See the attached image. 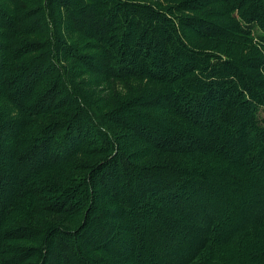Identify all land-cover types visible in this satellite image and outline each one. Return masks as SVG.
Listing matches in <instances>:
<instances>
[{
    "label": "rangeland",
    "instance_id": "1",
    "mask_svg": "<svg viewBox=\"0 0 264 264\" xmlns=\"http://www.w3.org/2000/svg\"><path fill=\"white\" fill-rule=\"evenodd\" d=\"M59 1H61L60 5L55 3L62 21L56 29L57 49L61 54L62 64L70 72L72 85L64 88L65 91L59 83H56L57 81H54L53 87L49 86V82L43 83L36 90L33 89L31 94L29 93L31 98L25 112L18 113L17 116L12 113L8 116L1 115L0 123H3L5 128L0 129V134L2 133L1 135L6 139L3 143L11 147L20 139L27 146L33 144L32 147H35L34 143L40 128L43 127L46 132L51 133L52 126L59 124L56 134L60 135L62 129L64 131L66 125H69L74 118L84 120L78 108L80 107L78 100L71 97L77 92V97L80 95L85 102L98 111L106 126L103 128H107L111 134L109 139L116 143L110 156L114 155L113 158L116 160L123 159L135 166L134 174H138L137 177L141 176L151 181L165 180L171 177V173L168 172L166 176H162L160 169L167 167L174 170L184 166H194L209 170L214 177V183L212 182L211 186L218 188L217 195L223 198L224 193L227 192L219 188L223 185L222 179L231 174L240 176L244 183L237 196L231 197L227 194V197L223 198L228 202L225 208L228 213L223 216L219 210V216L222 219L227 218L229 224L236 226L244 213H250L252 206L259 203L258 197L254 196L250 199L249 186L264 187V171L258 165L246 164L247 161H242L249 153L247 151L242 155L241 142L239 141L233 150H229L228 146L234 141L230 138L231 136H228L226 128L212 126L205 131L202 130L203 132L197 131L192 134V137L196 138V143L199 140L207 144L206 148L200 152L195 150L191 152L182 150L179 153L162 152L158 150L155 143H158V139L165 140L168 136H173L176 133L174 128H182L184 135L188 134L186 131L195 128L191 118L196 119V114L194 113L191 117L183 115L189 114L188 109L183 107L186 102L194 103L196 99L197 109L202 111L207 109H205L206 102L214 106V101L210 100L218 97V93L205 92L209 85L206 84L208 79L212 82H223L224 88L236 89L234 95L230 93L231 90L224 93V96L226 95V98L231 101H238L239 89L246 87V81L249 82L252 90L255 89L264 95V0H111L110 19H114L111 25L107 21L108 18L102 19L104 23H97L100 14L93 4L96 5L98 0H85L84 4L79 5V14H75L78 8L74 3L75 0L69 1L72 3V12L63 7V0ZM88 15V20L90 22L95 20L101 32L98 28H94L93 22L86 29L82 23L84 33L76 31L75 21L78 18L87 20ZM121 18L123 26L116 22ZM27 20L31 19L26 18ZM140 20L145 23L142 27L143 23ZM113 26L115 31L104 34V31ZM248 29L253 31L249 35ZM41 32L27 31L26 35H19L17 39L23 38L28 40L27 42L36 41L34 43L36 44L41 39L46 40V36L41 35ZM112 32L115 33L113 37H111ZM102 35H105L103 40L106 45L99 41ZM147 44L148 48L145 49ZM107 45L115 48V55L120 58V62H113V59L109 60L106 57L104 48ZM35 48L28 50L29 55L38 54L39 48L34 51ZM140 48L143 51L151 48L149 53L143 56L144 59L138 58L141 51L138 53L137 50ZM127 57H131L134 62H127ZM160 57L163 61L164 57L168 58L165 59L168 71L162 68L163 61ZM122 58L125 59L122 61ZM145 59L150 62L147 68L143 69L142 60L145 61ZM40 62L42 60L36 61L35 64ZM46 65L42 70L43 75L44 73L47 75L42 77V80L57 74L55 69ZM130 67L133 72H120ZM236 76H241L243 81ZM18 77L22 79L21 76ZM6 79L9 82L8 85L13 86L3 90L1 89L3 85L0 84V113L4 114L14 112L12 98L15 97L17 100L21 96L20 91L24 90V84L21 83L23 79L18 80L15 73L8 75ZM236 80L238 83L241 81L244 83H240L241 85L233 83L231 87V82ZM189 96H194V100ZM242 97L246 98L241 95ZM259 108L264 110L263 101L258 105L255 104L251 113L252 117L247 119L262 130V125H257L253 119L257 117ZM241 113L234 115L236 125L241 122L239 121ZM199 117L201 113H198V119ZM201 119L206 121L204 118ZM14 120L18 124L13 123ZM93 128L87 134L86 145L83 148L76 149L77 145H75L71 151L62 153L63 149L72 146L67 140L65 145L68 144V146L55 153V159L58 162L56 167L48 169V173L60 179L67 188L76 185L78 183L76 180L82 176L90 175L92 188L87 194V201H82L79 192L82 191L81 186L77 184L74 190L71 188L62 196L54 193L45 194L52 199L56 196V199L62 202L59 203L60 206L66 202L67 197L70 198L71 211L65 213L60 209H50L39 213L28 207L11 211L4 218L0 216V262L2 264H37L38 257L34 250L42 246L45 241V237H39L42 231L45 233L50 229L66 227L69 228L66 232H75L76 239L74 237L72 239L76 249L81 252L87 250V253L83 255H86L88 264H180L182 260H189L188 264H194L207 256L210 257L211 264H239V261L242 262L241 264H252L250 259L246 260V251H243L248 248L246 246L240 245L238 252L236 248L230 249L229 245L224 249V246L221 248L219 244L215 249L219 250L215 253L211 246L212 242L206 237L200 238L198 227L191 225L189 220L183 219L181 214H178V217L177 214L164 212L166 203L160 206L164 209L162 210L164 217L159 219L152 217L138 219V215L123 217V212L115 208L117 201L115 200L114 204L110 201L116 199L114 193L116 189L106 188L105 180L110 167L102 170L101 166L94 174L91 172V168L96 163L109 157L108 152L103 151L104 148L97 149L90 144L99 139L96 127ZM256 130L261 132L257 128ZM182 141L185 144L188 143L186 140ZM225 141L227 146H223ZM248 144L252 145L249 142ZM9 150L13 151V149ZM241 155L243 159L238 161ZM20 179V170H16L13 182ZM121 184L125 189L123 181ZM133 192L136 193L135 190ZM56 205L59 208H65ZM74 205H76L75 210H73ZM27 223L35 232L30 234L26 232V235H22L21 225H27ZM177 225H179V234L175 230ZM118 229L124 233L118 240V248L112 249V256H106L104 251L98 252L97 248H100L98 243L101 242L99 238L103 233ZM262 230L259 240H254L256 248L250 249L249 255L260 250L258 245L262 246L264 226ZM36 231L39 232L36 234ZM225 231L228 233L230 230L225 228ZM220 233L222 234V230ZM136 235L140 241L134 256L130 260L119 261L118 259L124 258L129 250L127 249L130 245L129 240ZM95 238H98L97 242L92 241L96 240ZM46 240L61 241L62 237L51 233ZM52 245L55 246V244ZM58 249L56 247L58 256L63 252L61 260L66 262L68 254L64 253V249ZM58 256L53 258L56 259ZM102 256L105 259L100 258ZM108 257L112 261L105 263L109 260ZM255 263L264 264L263 261Z\"/></svg>",
    "mask_w": 264,
    "mask_h": 264
},
{
    "label": "trees",
    "instance_id": "2",
    "mask_svg": "<svg viewBox=\"0 0 264 264\" xmlns=\"http://www.w3.org/2000/svg\"><path fill=\"white\" fill-rule=\"evenodd\" d=\"M69 1L70 0H63V7L72 12V3ZM86 1L75 0L74 3L78 6L75 14H79V5L84 4ZM59 2L61 1L0 0V84L1 86L3 85L1 89L7 90L13 86L11 85L10 87V85H8L9 82L6 79L7 76L11 75L12 73H15L17 79L20 78L18 76H21L23 79L22 81L20 78L22 81L21 83L24 84V90L20 91L21 96L17 100L15 97L12 98L14 112H6L7 114L1 112L0 116H8L11 113L12 115L17 116L18 113L21 114L25 112L29 98H31L29 93L31 94L33 89L36 90L37 87L43 83L49 82V86L53 87L52 85L54 81H57L56 83H59L63 90H65L68 86L71 87L72 83L70 80V72L69 70L67 71V69L62 64V57L57 49L58 36L56 34V29L62 21L59 18L60 15L56 10L55 3ZM110 3L111 0H98L96 1V5L93 4V7H95L100 14V18L97 23H104L102 19L104 18L106 20L108 18L107 21L110 23V25L113 24L114 19H110L112 16L110 12L111 5L109 6ZM26 18H30L31 20L26 21ZM86 18L87 20H82L81 18H78L76 21L74 20L76 22V31L83 32L84 29L82 28L84 27L86 29L87 26L89 27V25L92 24V22L95 24L94 28H98L95 20H91L92 22H90L88 20L89 15L86 16ZM116 22L121 23L123 26L122 18ZM140 22L143 23L142 20H140ZM82 23L83 27L81 26ZM144 24L145 23L141 24V27L144 26ZM115 26L104 31V34L115 31ZM98 30L101 32L99 28ZM27 31H33L35 33H40L42 31L41 35L44 34L46 36V40L41 39L38 43L34 44L36 41L27 42L28 40H23V38L17 39L19 35H26L25 33ZM252 32V30L248 29L247 33L249 35ZM114 34L115 33L112 32V35L110 34L111 37H113ZM103 39H105V35H102L99 41H101L103 45H106ZM158 41L160 42L161 40ZM144 43L146 44V42ZM34 47H36L33 49L34 51L39 48L37 51L38 54L35 56L32 54L29 55L30 52L28 50ZM146 48H148V44L145 46V49ZM104 49L106 57L109 60L113 59V62H120V58L115 55L116 50L114 47H109L107 45V47ZM150 50L148 49L147 51H143V49L140 48V50H137L138 53L141 51V54H139L140 56L138 58L144 59L143 56L147 55ZM121 52L123 53L124 51L122 50ZM124 59L125 58H122V61ZM127 59V62H134L131 57H127ZM160 59L162 58L160 57ZM165 59L168 58L164 57V61L162 59V68L165 71H168ZM41 60L42 62L35 64L36 61ZM142 61L144 64L143 69L147 68V64H149L150 61H148V59ZM45 64L50 65L51 68L55 69L57 74H54V77L49 76L42 80V77L47 75L45 73L43 75L42 70ZM108 64L112 65L109 62ZM120 72L124 73L133 71L130 67L129 69ZM236 77L239 79L241 78L240 80L243 81L241 76ZM242 81L240 83H244ZM246 82V87L244 89L243 87L239 89L240 95L238 97V101L235 102L231 101L229 98L227 99L226 95L224 96V93L228 90H231L230 93L234 95V91L236 89H232V85H234L233 83L241 85L237 82V80L235 82L232 81L231 84L229 83L232 88H224L222 86L223 82H212L211 79H208L206 84L209 85L205 92L207 93V91H214L218 93V97L216 96L210 100L214 101V106H210V103L206 102L207 107H205V109H207H203L204 111H202V109L199 110V108L197 109L198 104L195 103L196 99L194 100L195 97L189 96L193 98L192 100H194V103L186 102V104L183 105L184 109H188L187 112L189 113L183 115L185 117H191L194 113L196 114V119L191 118V123L195 128L190 129V131H186L188 134L185 135L182 132V128H174L176 133L173 136H168L165 140L158 139V143H155V146H157L159 151L169 153H179L182 150H184L183 152H191L193 150L200 152L206 148L207 144L202 141L199 142V140L196 143V138L192 137V134L197 133V131L203 132L205 129L207 130L208 127L212 126H216V128L223 127L226 128L228 136H231L230 138L234 141L233 144L230 143L228 149L233 150L235 147H237L236 144H238L240 141L242 144L240 145V147L242 146V155L246 154L247 151L249 153L246 157L247 160L243 159L241 155L238 158V161L243 159V162L247 161L245 162L246 164L252 163L258 165L264 171V110L259 108L257 117L253 118L257 122V125H262V130L256 127L255 124L248 122L247 119V117H252L251 113L253 112L252 110L255 104L258 105L259 103H262V101L264 102V95L257 92L255 89L252 90V88L249 87V82ZM215 85H217V87ZM6 95L8 96V93ZM76 95L77 92L71 97L72 99L75 97L78 100V105L80 106L78 108L80 109L79 111L82 113L84 120L74 118L69 125H66L64 131L62 129V133L60 135L56 134L60 126L59 124L52 126L51 133H53V135L50 132H46V129H43V127L40 128L38 131L39 135L36 139V142L34 143L35 147L37 146V148L32 147L33 144H29L27 146L24 142L20 141V139H18L16 143L10 147L6 143H3V140L6 139L1 135L2 133L0 134V216L2 218H4L6 215H9L11 211L28 207H31L33 209L32 211L39 213L41 211H47L50 209H60L65 213L71 211L70 198L67 197L66 202L60 206L59 203L62 202L56 199V196L52 199L48 198V195L45 194L54 193L57 196H62L66 194L67 191L69 192L71 188L74 190L77 184L81 186L82 190L79 191L81 194L80 197L82 196V201L86 202L87 194L88 192L90 193L89 190L92 188L90 182L91 179L89 177L90 175L82 176L80 179L76 180V182H78L76 185L67 188V185L62 183L60 179L56 178L53 174L48 173V169L56 167V163L58 162L57 159H55V153L58 152L59 149L66 148L68 146V144L65 145L67 140L72 146L67 149H63L62 153L71 151L75 145H77V147H75L76 149H78V147L83 148L86 145L85 138L87 137V134L95 126L99 135V139L95 141L96 144L93 142L90 144L95 148L97 147V149L104 148L103 151L106 150L105 152H108L109 157H106L103 159V161L96 163L91 168V172L94 174L95 171L97 172L101 166L102 170L104 168L107 169L108 166L110 167V169L107 170L108 173L105 180L107 183L106 188L116 189L114 191L116 194V199L110 201H113V204L115 203V200L117 201V203H115V208L120 210L121 213L123 212V217L129 215H138V219H149L150 217L159 219L160 217H164L162 213V210L164 209L160 208V206H163V204L166 203L165 206L167 205V207L165 208L164 212L167 214H177L178 217L181 214L183 219L189 220L191 225L198 227V229H200V238L202 239L203 237H206L207 240H210V242H212L211 246L213 247L215 253L219 250H215L219 244L221 245V248L224 246V249H226L229 245L230 249L236 248L237 251L239 250L238 247L241 245V247H248L246 250H243L246 251V260L250 259L252 264L255 262H264V236L262 240V246L260 247L258 245V249L260 250L250 255L248 254L250 249L253 247L256 248V243L254 240H259L258 237L263 231V186H249L248 192L250 199L254 198V196L258 197L259 203H255L256 205L252 206L250 213H244L243 217L236 226L229 224L227 218L222 219L221 216H219V210L223 216L225 213H228V210H225V208L228 206V202L223 198L227 197V194L231 197L237 196L238 191L241 189V187H243L244 183L240 176L231 174L225 176L222 179L223 185L219 188H222V190L227 192L224 193L223 198L217 195L216 191L218 188L211 186V183H214V177L209 173V170L200 169L194 166H184L174 170L167 167L160 169L159 171H162L160 175L162 176H166L168 172L171 173V177L165 180L157 179L158 181H151L150 179H144L141 176L137 177L136 175L138 174H134L135 166L123 159L116 160L113 158L114 155L110 156L113 149H115L116 143H114L113 140H110L111 134L107 128H103L106 126H104V122L102 121L100 114L97 110L93 109L88 102H85L80 97V95H78V97ZM241 95L246 96V98H241ZM201 108H204V106H201ZM203 112L205 113L203 114ZM239 112H242L239 116V121L241 122L236 125V121L234 122V115L238 114ZM198 113H201V117H199V119ZM201 118H204L206 121L202 120ZM13 123L18 124L15 120ZM1 128H5L3 123H0V129ZM256 128L261 132H258ZM145 137H147V135ZM145 140H147V138H145ZM182 140H186L188 143L185 144ZM83 142L85 143L83 144ZM248 142L252 145L248 144ZM223 146H227L226 141ZM9 149H13V151H10ZM16 170H20L21 179L13 182ZM121 173H123V175ZM122 181L125 184V189L121 184ZM133 190H135L137 194L133 192ZM56 204L65 208H59ZM75 207L76 205L73 206V210L76 209ZM21 227H23L22 235H26V232H29V234L35 232L28 223L27 225H21ZM164 227H166V224H164ZM225 228L229 229L230 231L227 233ZM66 229L69 228H54L47 230L45 233L42 230H39L42 231V234H40L39 237H45V241L43 242L42 246L37 247L34 250L38 257V263L88 264L86 263L88 260L86 259V255H83V253H87V250H82L83 252L77 250L76 246L73 244L74 240L72 239V237H76L75 232H66ZM175 230H177L179 234V225L175 227ZM221 230L222 234L220 233ZM39 231H36V234ZM15 233L18 234V232ZM51 233L60 235L62 240L54 242L47 241L46 239ZM122 233L124 232L122 230L120 231L119 229L117 231H105L102 237L99 238L101 239V242L98 243L100 245V248H97L99 250L98 252L104 251L106 256H112V251L118 248V240L121 239ZM95 239L96 240L92 241L97 242L98 238ZM139 241L140 238H137V235L133 236V239L131 237V240H129L130 245L127 248L129 249L128 252L126 255H124V258L120 257L118 260H130V258L134 256L136 248H138ZM52 244H55V246ZM56 247L59 249H64V253L68 254V256L66 255V257H68L66 262L61 260V257L64 255L63 252L58 256ZM55 256H58V258H53ZM23 258H25L24 254ZM100 258L105 259L104 256ZM108 258L109 260L105 261V263H109L111 260L110 257ZM210 260V257L207 256V258L204 257L200 259V262L196 261L194 264H211L209 262ZM188 261L189 260H182L179 263L186 264ZM241 263L242 262L239 261V264ZM0 264H2V262H0Z\"/></svg>",
    "mask_w": 264,
    "mask_h": 264
}]
</instances>
